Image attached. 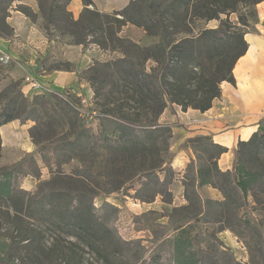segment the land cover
Returning a JSON list of instances; mask_svg holds the SVG:
<instances>
[{
	"label": "trees",
	"instance_id": "trees-1",
	"mask_svg": "<svg viewBox=\"0 0 264 264\" xmlns=\"http://www.w3.org/2000/svg\"><path fill=\"white\" fill-rule=\"evenodd\" d=\"M36 1L49 38L52 33L69 36L83 50L94 45L120 56L96 61L79 75L93 90V103L103 122L99 132L82 124L77 105L69 98L51 93L31 99L23 93L20 80H11L0 92V128L12 121L35 122L30 134L52 176L41 180L33 153L10 167H0V264H83L76 252L59 250V243L48 244L42 231L48 227L76 237L108 261L119 237L95 208V199L106 191L92 188L86 177L89 171L81 166L76 173L66 174L56 162L59 171H53L52 158L64 157L63 164L77 161L86 167L91 161L100 170L106 169L105 176L115 182L111 191L134 189V197L141 202L151 203L161 196L172 204L173 129L162 124L160 116L169 105L206 112L221 96V84L235 83L234 67L248 50L246 35L255 31L257 5L264 0H135L113 13L99 12L93 0H82L84 9L78 19L68 10L71 0ZM15 2L0 0V28L10 32L9 37L13 29L7 19ZM17 8L32 21L38 19L30 7ZM231 14L237 15L236 22L230 20ZM213 20L220 21L219 27H199ZM129 23L144 28L157 41L142 45L121 38L119 33ZM57 64L50 71L77 68L67 61ZM52 119L65 122L73 138L53 132L38 141L39 123ZM185 145L195 155L182 179L187 204L174 207L170 214L180 209L190 214L174 230L183 232L193 222L220 224L247 244L243 233H249L264 262V130L238 144L229 171L218 165L228 149L212 137L197 136ZM30 176L39 181L35 192L21 186ZM60 184L67 188H58ZM207 186L217 189L222 200L203 198L200 191ZM175 254L174 264H202L198 251L181 235L175 239ZM233 264L242 263L233 259Z\"/></svg>",
	"mask_w": 264,
	"mask_h": 264
},
{
	"label": "crops",
	"instance_id": "crops-1",
	"mask_svg": "<svg viewBox=\"0 0 264 264\" xmlns=\"http://www.w3.org/2000/svg\"><path fill=\"white\" fill-rule=\"evenodd\" d=\"M132 1L135 0H93L94 8L102 13L122 11ZM18 5L30 7L33 13L38 15L37 22L42 21L36 0H16L10 9L7 22L13 29V34L9 39L0 37V53L10 54L13 58L12 64L15 63L17 67L8 71L7 78L10 81L20 80L23 93L31 99L40 92L31 90V86L26 82L28 75L34 76L44 90H69L91 101L93 90L89 83L79 79V69H88L94 64V53L100 50L97 47L93 51L83 50L81 45H75L71 40L60 43L48 39L41 25L32 22L20 12ZM83 9L82 0H71L68 6V10L76 19ZM257 11L258 23L255 31L246 35L248 50L237 61L233 70L235 83L223 82L221 96L213 101L212 107L206 112L195 109L183 111L178 105H169L160 116V122L173 129L174 142L171 150L174 156L171 167L176 173L170 187L173 203L161 202L162 207L168 211L187 204L182 179L187 167L195 159L192 149L185 145L187 140L197 136H210L214 143L227 148L228 152L222 154L218 165L222 171H229L234 167L238 144L248 141L254 133L264 130V1L257 5ZM119 36L139 44H152L157 41L156 38L149 37L144 28L130 23L123 27ZM12 42L22 43V49H14ZM43 54H54L59 61L70 62L76 65L78 70L45 69V64L38 63V58ZM34 125L35 122L32 121L25 124L12 121L0 128L2 159L12 166L26 154L33 153L43 178H46L49 177L50 170L45 166L42 155L36 152V145L30 134ZM37 183L38 181L30 176L23 179L21 186L24 190L33 192ZM200 193L204 198L222 200L221 193L212 187H204Z\"/></svg>",
	"mask_w": 264,
	"mask_h": 264
},
{
	"label": "rangeland",
	"instance_id": "rangeland-1",
	"mask_svg": "<svg viewBox=\"0 0 264 264\" xmlns=\"http://www.w3.org/2000/svg\"><path fill=\"white\" fill-rule=\"evenodd\" d=\"M223 18L225 19L226 16H223ZM37 20L32 22L38 23ZM230 20L236 22L237 15L231 14ZM43 22L42 20L41 23H38L41 25L42 29ZM219 25L220 21L213 20L209 23L200 24L199 27L217 28ZM0 34L5 39L10 38V32L4 31L1 28ZM46 37L60 43H66L70 40L69 36L61 37L55 33H52L50 38L46 34ZM11 45L16 50L22 49L23 47V44L20 42H12ZM94 48H96V46L91 45L87 49L93 51ZM119 56L120 54L117 52H102L100 50V52L96 51L94 53L93 62L108 61ZM58 62L62 61H59L54 54H43L38 58V63L45 64V69L49 70L58 67ZM0 67V92H2L11 85V81L7 77H4L5 74H7L6 72L17 67V65L15 63L9 65H2L0 63ZM76 70H78V68H76ZM85 70L86 69H79L80 74ZM51 93L57 94L61 99L69 98L75 102L77 106L81 105V100L85 98L84 96H77L69 90H54L36 94L49 95ZM93 102L94 100L92 99L86 107L88 111H96L98 114L97 118L89 123L87 122V118L80 117L82 124L86 128H91L94 132H99L102 129L103 122L100 112L98 111L99 109ZM53 132H60L69 136L71 139L73 138L72 130L65 122L60 123L52 119L46 121V123H39L37 130H35L36 139L38 141H43L49 136H52ZM173 142L172 138L171 147ZM171 154L174 155L172 150ZM64 161V157H59L58 159L52 158L53 171H59L56 162L62 164L60 170L66 174L76 173V168L81 166L83 170L87 169V173L89 171L86 177L91 182L90 186L94 189L96 188L99 192H101L100 190L106 191L101 192L95 199V208L98 210L104 222L113 228L119 237V242H115V246L109 252V260L107 261L99 257L91 249H88L76 237L62 234L49 227L42 228L48 244L59 243V250L65 248L64 251L67 253L70 252V250L76 252L78 256L82 258L83 264H174V257L176 255L175 239L180 235L191 243L193 249L198 251L199 257L202 258V264H233V259L242 264H264L261 257L258 255L259 246L254 242L255 240L251 239L249 233H243V235L247 237V244V242H244V240L239 238L231 230H222L223 226L220 224L206 225L193 222L186 227L185 231H176L174 230V225L182 218L189 216L190 213H185V211L180 209L171 215L170 213L173 212L174 208L168 211L162 207L161 202L166 201V198L161 196L157 197L154 202L145 203L134 197V189L122 188L118 191H111V189L115 187V182L105 176L107 172L106 169L101 168L100 170L98 166L92 165L91 161H87V167L85 164H80L77 161L63 164ZM10 166L11 165L6 164L2 157L0 158V167ZM51 177V174L46 178H43L41 175V180H50ZM98 180L101 181V185L98 183ZM38 184L39 181L33 192L37 190ZM129 184L130 183H126V186ZM58 188L66 189L67 186L66 184H60ZM255 214L257 219L260 220L258 212ZM71 242H75L77 246L71 245Z\"/></svg>",
	"mask_w": 264,
	"mask_h": 264
},
{
	"label": "built area",
	"instance_id": "built-area-1",
	"mask_svg": "<svg viewBox=\"0 0 264 264\" xmlns=\"http://www.w3.org/2000/svg\"><path fill=\"white\" fill-rule=\"evenodd\" d=\"M13 61V58L11 57L10 54L5 53V52H1L0 53V63L2 65H9L11 64ZM26 82L31 86V90L37 91V92H49L47 90H44L42 85L38 82V80L32 76V75H28L26 77ZM90 101L86 98H83L81 100V105L77 106V111L79 112L81 117L87 118V122H91L93 119L97 118L98 114L96 111H88L87 109V105Z\"/></svg>",
	"mask_w": 264,
	"mask_h": 264
}]
</instances>
